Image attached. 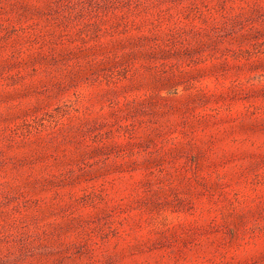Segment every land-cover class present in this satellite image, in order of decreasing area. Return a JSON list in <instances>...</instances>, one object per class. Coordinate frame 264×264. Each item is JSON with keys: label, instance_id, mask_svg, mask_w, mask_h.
Instances as JSON below:
<instances>
[{"label": "rangeland", "instance_id": "obj_1", "mask_svg": "<svg viewBox=\"0 0 264 264\" xmlns=\"http://www.w3.org/2000/svg\"><path fill=\"white\" fill-rule=\"evenodd\" d=\"M0 264H264V0H0Z\"/></svg>", "mask_w": 264, "mask_h": 264}]
</instances>
